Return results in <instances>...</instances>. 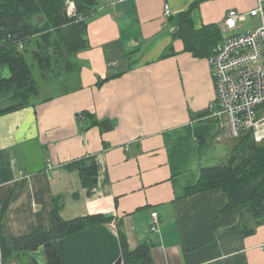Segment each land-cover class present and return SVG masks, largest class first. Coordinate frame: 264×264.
<instances>
[{
    "label": "crops",
    "instance_id": "crops-1",
    "mask_svg": "<svg viewBox=\"0 0 264 264\" xmlns=\"http://www.w3.org/2000/svg\"><path fill=\"white\" fill-rule=\"evenodd\" d=\"M194 3V27L219 30L229 11L257 4L97 0L88 47L67 57L53 81H40L34 105L0 116V264H47L43 248L15 260L8 238L51 230L54 198L64 221L110 218L60 239L61 264H114L122 256L120 232L130 251L147 244L154 264H264V224L225 210L229 198L220 188L187 195L202 170L227 163L233 142L227 125L209 118L210 55L185 51L173 37L174 20ZM259 25L247 17L237 33ZM35 39L49 55L50 36ZM10 76L0 64V81ZM8 105L0 101V109ZM81 160L95 163L93 185L82 186L79 171L68 168Z\"/></svg>",
    "mask_w": 264,
    "mask_h": 264
},
{
    "label": "trees",
    "instance_id": "trees-1",
    "mask_svg": "<svg viewBox=\"0 0 264 264\" xmlns=\"http://www.w3.org/2000/svg\"><path fill=\"white\" fill-rule=\"evenodd\" d=\"M68 2L74 3L76 16L68 14ZM196 7L197 3H194L174 20L176 30L173 37L183 42L185 51L194 55H210L222 36L216 26L194 27L192 11ZM96 9L97 0H0V64L7 65L11 72L8 80L0 81V101L7 100L9 104L0 109V116L34 105L40 97V81H53L52 75L60 69V64L68 62L67 57L88 47L87 20ZM40 33L50 36L52 51L49 55L44 54L43 47L35 39ZM34 42L36 50L31 56L28 45ZM232 141L227 163L202 170L200 179L187 190V195L220 188L229 198L225 210L234 209L249 216L255 226L262 225L264 144H256L251 131L242 132ZM68 168L79 171L82 186L96 182L94 161L81 160L68 165ZM52 203L51 230L38 228L29 236L8 238L13 257L20 263L24 253L43 248L47 264H61L58 253L60 239L110 221V218L97 215L64 221L60 217V198H54ZM242 230L245 235L254 232L253 229ZM118 237L124 264H154L147 244L130 251L125 236L120 232Z\"/></svg>",
    "mask_w": 264,
    "mask_h": 264
},
{
    "label": "built area",
    "instance_id": "built-area-1",
    "mask_svg": "<svg viewBox=\"0 0 264 264\" xmlns=\"http://www.w3.org/2000/svg\"><path fill=\"white\" fill-rule=\"evenodd\" d=\"M247 13L231 10L224 18L222 39L208 57L213 71L215 97L209 108V118L226 124L232 139L251 131L256 144H264V0H256ZM67 12L76 16V7L68 2ZM168 18L170 11L164 9ZM247 17L258 18L253 30L237 33ZM82 18L79 17V20ZM227 32L228 34H225ZM157 213L151 214V231L158 227ZM15 264V263H11ZM120 264H124L121 261Z\"/></svg>",
    "mask_w": 264,
    "mask_h": 264
},
{
    "label": "water",
    "instance_id": "water-1",
    "mask_svg": "<svg viewBox=\"0 0 264 264\" xmlns=\"http://www.w3.org/2000/svg\"><path fill=\"white\" fill-rule=\"evenodd\" d=\"M122 261V258H119L114 264H120Z\"/></svg>",
    "mask_w": 264,
    "mask_h": 264
}]
</instances>
